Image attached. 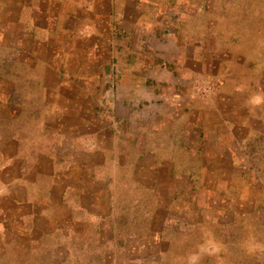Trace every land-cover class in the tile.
Returning a JSON list of instances; mask_svg holds the SVG:
<instances>
[{"label":"crops","instance_id":"0c3cea01","mask_svg":"<svg viewBox=\"0 0 264 264\" xmlns=\"http://www.w3.org/2000/svg\"><path fill=\"white\" fill-rule=\"evenodd\" d=\"M263 149L264 0H0V248L181 263Z\"/></svg>","mask_w":264,"mask_h":264},{"label":"rangeland","instance_id":"374dc122","mask_svg":"<svg viewBox=\"0 0 264 264\" xmlns=\"http://www.w3.org/2000/svg\"><path fill=\"white\" fill-rule=\"evenodd\" d=\"M262 153L264 155V149ZM261 163L262 165L256 168V171L259 173L257 178L262 179L263 182H256L251 186L255 192L250 191L253 196H259V198L245 201L248 212L246 216L239 219L235 217V220L238 219L237 221H232V217H230L226 224H223L224 227L215 226L213 231L212 229L206 232L199 230L197 247L182 249L181 251L184 252L174 258L183 260L181 263L167 260L166 262H157L156 257L150 255V261L147 259L149 263L145 262V259L138 262L133 257V262H128V264H264V159L261 160ZM18 252L21 253V250L0 248V264H60L47 262V259H52L51 256L39 257L44 260L39 263L36 262L38 257L33 255L23 257ZM75 257H73L75 262L65 264H107L100 263L101 256L89 263L85 261L84 256L78 260Z\"/></svg>","mask_w":264,"mask_h":264}]
</instances>
